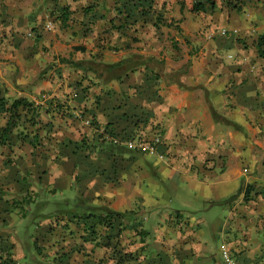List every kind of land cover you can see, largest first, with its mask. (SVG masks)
Returning <instances> with one entry per match:
<instances>
[{
    "label": "crops",
    "instance_id": "0c3cea01",
    "mask_svg": "<svg viewBox=\"0 0 264 264\" xmlns=\"http://www.w3.org/2000/svg\"><path fill=\"white\" fill-rule=\"evenodd\" d=\"M92 4H97V11L103 13L100 9L103 4ZM161 4L165 19L172 22L167 17L170 4L166 1ZM86 7L77 9L72 3L62 5L57 0H0V85L12 99L23 97L34 102L41 113L38 126L31 130L40 135L36 149L26 142L15 149H32L30 154L34 157L39 153L33 155V151L46 146L53 153L51 158L46 156L49 152L36 158L35 184L27 185L26 191L34 192L35 197L55 196L58 190L71 188L91 203L126 214L124 222L128 228L119 240L127 252H141L140 263L159 258L163 259L160 264H196L195 261L204 263L209 258L215 262L209 239L202 242L199 238V226L189 221L184 227L176 226L169 216L158 221L171 227L158 226L153 234L144 228L139 212L131 211L130 215L129 208L142 200V183L151 182L160 173L170 178L180 174L190 187L202 191L208 207L218 205L229 212L231 224L223 231V241L217 249L222 264H225L221 256L224 250L239 264H264V99L255 109L252 66L243 72V53L225 56L230 46L214 50L204 46L194 55L188 47L181 51L183 47L179 49L177 42L190 40L185 29L176 30L182 26V20L175 23V28H169L175 31L172 37L165 27L158 31L153 28L149 36L140 27L132 35L104 33L105 25L115 14L102 19L101 15L94 16L95 12L86 16L83 13ZM68 8L70 21L63 27L61 10ZM77 17L80 22L71 25ZM51 21L56 27L60 23L58 35L57 30L48 33L40 29ZM222 30L200 34L214 38L215 34L223 37L238 33L227 29V35H221ZM180 36L185 38L181 40ZM157 45H165L166 58ZM47 51L52 56L62 54L65 58L62 62L96 61L111 65L132 54L149 60L123 75L96 72L95 64H69L71 78L65 79L60 71L61 80H56L55 85L48 84L53 96L65 105V112L57 113V119L53 120L45 111L53 96L40 100L46 82L39 80L40 76L35 78L41 68L39 73L44 72L45 78L55 72L54 69L47 73L43 67ZM87 120L91 125L86 124ZM109 129L115 134L139 136L148 141L160 137L163 143L160 151L165 159H160L158 165L149 161L150 155L119 145L126 152L119 151L115 156L109 151L111 138L106 133ZM101 134L103 142L97 140ZM80 145H85V154ZM248 156L255 167L245 163ZM0 181L3 185L18 182L7 167L0 170ZM64 194L62 191L61 196ZM73 213L61 210L57 214V253L71 249V258L80 264L89 254L96 257L103 251L105 255L107 249L93 250L91 244H85V251L81 250L84 224ZM177 216L181 219L180 213ZM131 221L142 223L131 228L135 226ZM65 226H71L75 234L69 235L63 229ZM68 235L73 239L71 246L66 239Z\"/></svg>",
    "mask_w": 264,
    "mask_h": 264
},
{
    "label": "rangeland",
    "instance_id": "374dc122",
    "mask_svg": "<svg viewBox=\"0 0 264 264\" xmlns=\"http://www.w3.org/2000/svg\"><path fill=\"white\" fill-rule=\"evenodd\" d=\"M57 1H61L62 5L72 3L73 7H78L77 9L98 2L103 4V7L100 8L103 10V13L106 15L115 14L113 11L114 0ZM161 1H166L167 4H170V10L167 12L170 15H167V17L173 22L174 28L175 23H178V20L183 21L182 26L176 27V30L185 29V36H188L187 39L189 38L190 40H187L184 43L180 41L177 42L179 49L183 47L181 51L185 49L184 47H188L189 49H192L191 53L194 55L200 52L204 46L213 48V50L215 47L226 48L230 46L231 50H227L224 53L225 56L233 54L232 56L234 57V55H237L240 52L243 53V57L245 58L243 60L245 65L243 66V72L246 73L249 65L252 66L251 74L253 75V81L256 88L254 99H257V101L261 103V100L264 99V73L262 71L263 63L257 58L255 42L257 37L264 32V0H239L245 4V7L242 11L238 12L224 9V7L221 6V2L218 1V9H208L201 14L192 12L194 0H186L184 11H181V7L177 0H158L157 7H159ZM179 13L180 15H178ZM172 15H174L175 18L172 17ZM78 18L80 19V17H77L71 25L79 23L80 20ZM50 20H52V17ZM50 23L54 26L53 31H48L46 29V24L42 25L40 29H42V32L48 33H54L57 30L58 35L60 31V23L57 22V27L55 26L54 21H51ZM84 27L86 28L87 25H84ZM165 28L163 27V29ZM218 29H228L231 31L237 30L238 33L234 36H223L224 38L217 34H215L214 38L200 34L201 31L207 33L209 31H215V33H217ZM141 30H143V33H146L147 36L154 32V29L150 24ZM165 31L169 32V37H172V33H175V31H169V28L165 29ZM179 38L183 40L185 37L180 36ZM198 40H200L199 45L202 44L200 50H196L199 46L197 43ZM157 49H162V54H164L165 58L167 57V49L165 48V45H157ZM215 52L219 53L218 50ZM43 57L45 58V65L43 66L46 67L45 71L48 73L50 70L55 69L53 74L45 78L42 75L44 72L41 75L39 73L42 70L41 68L35 76V78H39L40 76L39 80H44L46 82V87L43 88V93L40 96V100L45 101V97L49 99L54 95L53 90L49 88L48 84L52 83V85H55L56 80H61L62 77L59 78L61 75L59 73L60 71L63 72L65 79L71 78L73 75L71 73V66L69 67V64H63L62 60L65 58L62 54L58 53L53 54L52 56L47 51ZM210 57H213L212 54H210ZM163 63L165 64V60ZM60 65L62 66L60 67ZM239 72H242V70ZM242 76L244 77V74H242ZM74 79H77V77L75 76ZM65 81L67 82V80ZM73 83L76 84V82ZM51 101H53L54 105L60 104L61 102L57 96H53L49 99V102ZM48 105H45V109L48 108ZM51 116L53 117V120L57 119V111H51ZM47 119L48 118H45V121H47ZM54 122L57 123V121ZM45 143L47 145V142ZM50 144L48 146H51ZM79 148L80 151L85 154V145H80ZM31 151L32 149L28 148L15 149L14 154L8 158V161H12L10 166L13 167V172L15 173L18 182L15 183L14 181L11 182L10 185H3L1 184L2 181H0V233L7 236L12 243L16 244L14 253L17 264H57V257H60L59 253H57V214H60L61 210L74 213L80 212L87 207V202L89 201L84 195H78L74 189L58 190L55 196H37L35 198L36 202H33L31 207L28 206L26 208L27 215H25L21 209H24L27 206L25 205L24 199H27L28 196L22 195L21 193L26 192V188L28 187L25 186L26 184H29L30 186L35 184L34 176L38 173V167L34 165V162L37 160L36 158L41 156V154L49 152V154H46L49 158L53 155L49 147L47 149L46 146L41 147L40 150H36L35 155L39 153L37 156H31ZM91 151L94 152L93 150ZM7 154V149L0 150V170L6 167ZM149 161L157 162V164L160 165L159 157L149 156ZM245 163L250 168L255 167L250 156L246 158ZM140 187L142 189V200L135 202L136 208L134 206L129 208L130 215H133L131 211L139 212L138 215L140 220L144 222V228L151 231L153 234L158 226H160V228L163 226L167 229L171 227L166 223L158 221L164 220V218L168 219L169 216L170 218H174L176 226L184 227L185 223L188 221L195 224V226H199L197 232L199 238L202 242L209 239L213 257H215L216 261L214 262L209 258L204 263H202V260L195 261L197 262L196 264H222V260L220 259L219 254H217V249L221 246L223 241V231H225V228L231 224L228 221L229 212L226 208L218 205H210L208 207L204 202L205 198L202 197V191H199L196 187H190L187 179L180 174L170 178L166 173H160L153 176L151 182L146 181L145 183H142ZM17 189H20L21 191L15 192ZM62 191L65 193L63 196H61ZM28 194L30 195L31 200L35 197L34 192L33 194L31 192ZM16 201H19V205L15 208ZM47 204L49 206L44 208ZM178 213L181 214V219L178 218ZM5 216L8 219L10 226H7L5 223ZM154 222L156 224L155 226H153ZM158 223L160 225H158ZM49 230L50 232H48ZM194 230L196 231V228ZM172 237L173 239L177 238L175 235H172ZM8 238L6 239L8 240ZM66 239L70 241L68 242L70 246L74 244L73 239L70 238L69 235ZM35 241L39 244V251L38 248H36L37 245H34ZM197 243L204 245V243H200L199 241ZM89 251L90 250H88V252ZM103 254L104 252L102 251L96 257L102 258L104 257ZM33 259L34 261L30 263ZM67 264H80V262L70 258Z\"/></svg>",
    "mask_w": 264,
    "mask_h": 264
},
{
    "label": "trees",
    "instance_id": "16d2710c",
    "mask_svg": "<svg viewBox=\"0 0 264 264\" xmlns=\"http://www.w3.org/2000/svg\"><path fill=\"white\" fill-rule=\"evenodd\" d=\"M218 1L221 2V6L224 9L232 11H242L245 7V4L239 0H194L192 12L196 14H201L206 12L208 9L216 10L219 8ZM158 0H114L113 11L115 15L112 16L108 21V26L104 27V33H127V35H132L133 30L137 27L144 28L147 25H152L155 30H161L163 27L171 28L173 26L172 22H168L165 19L161 9L157 7ZM178 4L181 7V11H184L186 7V0H177ZM96 7L98 5L92 4L83 9V13L87 16L93 14L94 16L101 15L102 18H106L105 13H100L97 11ZM61 24L63 27L68 24L70 21L69 8L62 9L60 14ZM86 26V25H85ZM136 28V31H137ZM227 35V34H226ZM255 49L257 58L263 62L262 71L264 73V32H262L256 39ZM149 59L138 54H132L127 57L125 60L120 61L116 64L105 65L102 62L90 61V62H72V61H63V63L71 64L74 66H95L96 72L112 74L115 73L119 75L125 74L130 70H133L136 67L144 65ZM261 105L257 99H254L255 109ZM65 105L57 104L54 105L53 101L50 102L48 108L45 110L48 114H51V111L56 110L57 113L65 112ZM55 108V109H54ZM38 106L34 102L29 101L26 98L19 97L14 98L8 96L7 91L3 89L0 85V150L7 149V161L6 167L11 168L13 172V167L10 166L12 161H8L9 156L13 155L15 148L19 144L30 143L36 149L38 142L41 141L40 135L31 131L38 126L39 118L41 113ZM3 122V123H2ZM93 122V121H92ZM2 123V124H1ZM109 138L119 137L121 139H139V136L134 135H122L115 134L112 131L109 132L106 130ZM103 135V136H102ZM104 134H101L97 140L104 141L102 138ZM108 145L110 147L109 151L113 154L120 151L126 152V148H121L113 144L112 140ZM107 146V148H108ZM19 149H22L19 147ZM36 151H33V155ZM161 152V151H160ZM165 156V155H164ZM14 173V172H13ZM29 184H26L27 186ZM29 190L23 192L22 195L28 196L27 199H24L25 205H27L21 211L27 215L26 208L33 205L36 197H33L31 200L30 195L28 194ZM19 194V193H18ZM86 200V199H85ZM14 203V202H13ZM19 205V201L15 202V208ZM47 204L44 208H47ZM14 208V206H13ZM14 208V209H15ZM74 218H78L84 224L83 231L85 236L82 239V251H85V244L93 245L94 249L105 248L108 251L105 252L104 257L98 259L93 257L92 254L88 256V259L83 264H160L162 263V258L155 259L153 261L147 262L144 260L143 263L138 262L140 259V251L137 252H127L121 245L119 240L120 235L127 230V225L124 222V217L126 214L119 213L109 208L106 205H99L95 203L87 202V207L80 211L73 213ZM4 221L7 226H10L6 216ZM7 221V222H6ZM129 223V221H128ZM131 228L141 226L140 221L135 224L134 221H131ZM82 224V225H83ZM66 230L69 235L73 236L75 231H72L71 226H65L63 228ZM69 229V230H68ZM70 231V232H69ZM136 231L137 228H136ZM50 232V230L48 231ZM4 234L0 233V264H17L15 261V243H12L11 240L6 238ZM63 240V239H62ZM81 243V244H82ZM37 245L39 251V244L37 241L34 242V245ZM35 245V246H36ZM66 249V250H65ZM59 252L57 257V264H67L71 258V249L65 248ZM37 250V249H36ZM90 253V252H89ZM73 256V255H72ZM26 258V257H25ZM34 259L30 262L32 263Z\"/></svg>",
    "mask_w": 264,
    "mask_h": 264
},
{
    "label": "built area",
    "instance_id": "2783aa9c",
    "mask_svg": "<svg viewBox=\"0 0 264 264\" xmlns=\"http://www.w3.org/2000/svg\"><path fill=\"white\" fill-rule=\"evenodd\" d=\"M48 30H53L52 23H49L47 26ZM221 35H226L228 33L227 29H223ZM87 125H91V121H85ZM113 144L125 146L133 151H140L146 153V155L156 156L159 159H165L164 154L160 152V147L163 144L160 137L156 138L155 141H148L143 138L139 139H121L119 137L111 138ZM222 258L225 264H239L238 261L231 255L228 250H224L222 253Z\"/></svg>",
    "mask_w": 264,
    "mask_h": 264
},
{
    "label": "clouds",
    "instance_id": "9594fccd",
    "mask_svg": "<svg viewBox=\"0 0 264 264\" xmlns=\"http://www.w3.org/2000/svg\"><path fill=\"white\" fill-rule=\"evenodd\" d=\"M49 23H50V22H49ZM49 23H48V24H49ZM48 24L46 25V29H47V30H48V28H47ZM53 27H54V26H53ZM53 29H54V28H53ZM48 31H50V30H48ZM51 31H53V30H51ZM119 146H120V145H119ZM222 259H223V258H222ZM238 263H239V262H238Z\"/></svg>",
    "mask_w": 264,
    "mask_h": 264
}]
</instances>
